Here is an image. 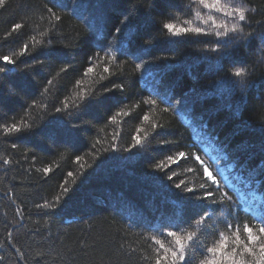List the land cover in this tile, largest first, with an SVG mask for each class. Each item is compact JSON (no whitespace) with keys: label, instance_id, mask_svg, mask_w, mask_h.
I'll list each match as a JSON object with an SVG mask.
<instances>
[{"label":"trees","instance_id":"trees-1","mask_svg":"<svg viewBox=\"0 0 264 264\" xmlns=\"http://www.w3.org/2000/svg\"><path fill=\"white\" fill-rule=\"evenodd\" d=\"M229 4L219 0L218 7ZM243 6V31L225 45L211 34L178 39L163 29L222 31L203 23L209 16L227 28L236 23L199 0H157L151 11L147 0H5L0 57L16 63L0 75V125L30 129L0 132V264H154L152 237L173 247L163 228L187 242L205 211L230 245L236 228L246 239L245 224L260 227L264 0ZM15 24L23 26L13 32ZM24 44L30 55H20ZM238 67L246 69L243 78L233 75ZM86 96L96 99L85 107ZM188 220L192 227H171ZM215 239L201 237L209 246ZM222 259L233 264L230 251ZM244 259L255 264L259 251Z\"/></svg>","mask_w":264,"mask_h":264},{"label":"snow or ice","instance_id":"snow-or-ice-1","mask_svg":"<svg viewBox=\"0 0 264 264\" xmlns=\"http://www.w3.org/2000/svg\"><path fill=\"white\" fill-rule=\"evenodd\" d=\"M5 3V0H0V6H3ZM148 3V10L151 11V8L155 7L157 0H147ZM219 0H214L212 3H208V0H199V4L202 5L206 9L213 10L215 13L221 14L229 19L236 20V23L233 24L231 28H227L224 24H215V21L212 16H209L208 20H204L203 23L207 25L209 21H212L216 29H223L222 31H214L212 33H209L202 27H184V26H175L173 23H164L163 29L166 31L167 35L169 37H176L178 39H185V38H198L203 37L207 35H214L216 37H222L223 40H217L216 43L220 44H228L229 41L235 42L238 37L236 33H240L243 31V24L241 22H244L247 18V9L243 6L245 3V0H239V3H236L235 0H233V4L225 5L223 7H218ZM51 11V10H49ZM188 14H191V9L186 10ZM54 16V13H52ZM196 18L199 19L201 17L200 11H196L195 13ZM55 20L59 21V16H54ZM130 15L126 17L125 19H130ZM169 20L175 19V17L172 14H169L168 16ZM23 25L22 24H15L12 27V31L15 32L17 29H20ZM119 32L120 29H117ZM47 45H51V41H47ZM45 45L42 44L41 48H44ZM30 46L28 44H24L23 48L20 51V55L25 54H31L30 53ZM213 51H216L217 49H212ZM48 51H53L51 47H48ZM0 75H4L9 71V65H15L16 61H14L9 56L5 55L0 57ZM42 63V62H41ZM139 67V65H137ZM88 71H92V68L90 67ZM108 68L105 67V72H108ZM233 75L235 77L243 78L246 75V69L244 67H238L234 70ZM51 83V81H49ZM240 86L244 87L246 86V81L244 79H240L238 81ZM0 86H3V80L0 79ZM122 85H113V88H122ZM104 91L108 92L111 91V89H105ZM96 98L94 96H86L83 97L81 100V103L86 107L88 104L92 103ZM144 103H147L148 105H155V100H148ZM77 108L80 106L77 105ZM56 111H61V109H56ZM113 120H115V116L112 117ZM144 120H148L149 117L147 115L143 116ZM153 128L158 127V125H152ZM162 127V125H160ZM30 129V126L25 124L23 127L21 125H18L16 123H12L9 125H0V132H2L6 136H10L13 134H20L25 131H28ZM144 137L148 136L147 132H144ZM136 140V144L140 145L142 143V139L139 135L134 137ZM15 147V145L13 146ZM184 152L179 153V157L184 158L185 157ZM79 159V158H77ZM169 160H172V157H168ZM197 161L200 160V157L197 156L195 158ZM203 163V161H200ZM3 164H9L10 161L5 159L2 161ZM157 169L161 168V165H156ZM50 169H45V172H48ZM69 176L72 175V173H68ZM204 175L207 176L209 179L213 181V183L216 182V177H214L211 172L208 171V169L204 168ZM169 180L172 179V177H168ZM181 184H177L176 188H180ZM65 193L68 192V189H64ZM187 191L195 197V190L188 188ZM213 194L211 192L206 193L207 197H211ZM60 198L57 197V200ZM39 207V205H37ZM44 207H53V205L45 204ZM211 220V214L205 211L201 215V228L199 233H193L188 234L186 239L187 242H185V238L178 234V231H167L165 232L163 228L159 230V233L162 237H164V240H169V238H174L173 241V247H166L165 243L161 240H157L155 237H152L154 243L156 244V256L154 260V264H179V262H183V264H196V252L195 250L198 249L200 251V256L203 257L199 260V264H224V261L222 259L223 254L225 252L231 253V256L233 258V264H253V261L251 259L245 260V256H256V251H259L260 259L255 260V264H261L262 261H264V220L261 221V225L258 229L253 228L252 226L245 224L243 226V232L246 239H242L240 236V229L236 228L235 230V240L232 242V244H229L228 237H225L223 233H220L216 226L214 224H209L207 221ZM187 224L189 227H192V220L188 221H182L179 224L171 225L174 229H180L183 224ZM168 227V226H165ZM226 227L229 231L232 229L231 224H226ZM214 236L216 239L214 242L209 246L206 242L201 241V237L205 238V241L207 239V236ZM255 246V247H253ZM169 253L171 255V259L169 260ZM236 257H240L239 259H236Z\"/></svg>","mask_w":264,"mask_h":264}]
</instances>
